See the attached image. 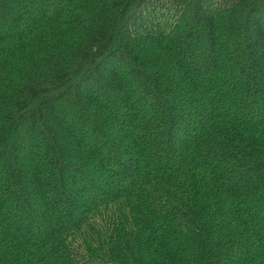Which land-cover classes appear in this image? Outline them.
<instances>
[{
  "label": "trees",
  "instance_id": "obj_1",
  "mask_svg": "<svg viewBox=\"0 0 264 264\" xmlns=\"http://www.w3.org/2000/svg\"><path fill=\"white\" fill-rule=\"evenodd\" d=\"M0 264H264V0H0Z\"/></svg>",
  "mask_w": 264,
  "mask_h": 264
}]
</instances>
